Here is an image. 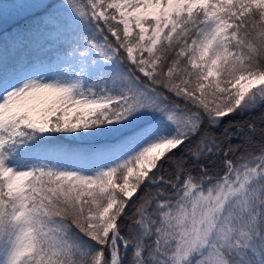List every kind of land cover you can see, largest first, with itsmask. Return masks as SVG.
Wrapping results in <instances>:
<instances>
[{
	"label": "snow or ice",
	"instance_id": "6c2138e0",
	"mask_svg": "<svg viewBox=\"0 0 264 264\" xmlns=\"http://www.w3.org/2000/svg\"><path fill=\"white\" fill-rule=\"evenodd\" d=\"M9 19L0 264H264V0L0 2Z\"/></svg>",
	"mask_w": 264,
	"mask_h": 264
},
{
	"label": "trees",
	"instance_id": "16d2710c",
	"mask_svg": "<svg viewBox=\"0 0 264 264\" xmlns=\"http://www.w3.org/2000/svg\"><path fill=\"white\" fill-rule=\"evenodd\" d=\"M260 111L261 110L258 109L249 115H246L243 117H237V120H244V121L252 122L259 128L261 125V121L259 119ZM257 139H259V137H257Z\"/></svg>",
	"mask_w": 264,
	"mask_h": 264
},
{
	"label": "rangeland",
	"instance_id": "374dc122",
	"mask_svg": "<svg viewBox=\"0 0 264 264\" xmlns=\"http://www.w3.org/2000/svg\"><path fill=\"white\" fill-rule=\"evenodd\" d=\"M0 2H10V0H0ZM12 28H13V24L11 19H9V22L6 24L0 23V37H3L7 33L11 32Z\"/></svg>",
	"mask_w": 264,
	"mask_h": 264
}]
</instances>
